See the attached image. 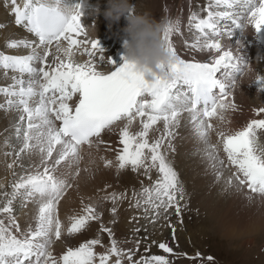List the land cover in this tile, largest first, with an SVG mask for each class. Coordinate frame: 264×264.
I'll return each instance as SVG.
<instances>
[{
    "label": "snow or ice",
    "instance_id": "1",
    "mask_svg": "<svg viewBox=\"0 0 264 264\" xmlns=\"http://www.w3.org/2000/svg\"><path fill=\"white\" fill-rule=\"evenodd\" d=\"M7 4L14 24L34 39L9 40L8 48L23 47L28 50L26 55L0 52L5 78L9 71L14 73L12 83L0 87L5 98L0 109L19 114L11 125L16 143L4 141V146L12 149L4 155L13 157L7 164L13 180L9 182L11 191L0 192V264H174L170 257L201 259L199 252L189 257L175 252L168 242L155 240L144 248L146 255L138 256L141 239H135L132 248L121 247L112 228L102 222L100 210L109 202L110 223L115 224L118 205L127 199L131 208L143 211L148 223L156 224L161 218L169 221L166 226L176 241V227L170 217L173 212L181 217L187 204L181 203L185 189L169 153L175 152L173 141L185 115L193 134L204 145V156L216 180L222 178L223 169L230 168L226 189H247L252 194L247 196L249 201L253 196L264 201V144L258 136L264 130V107L253 108L256 118L243 127L235 131L227 128V114L239 109L235 102L237 82L249 65L239 54L240 41L232 43L231 38L237 31L245 35L249 28L254 34L264 31V0H208L203 7L206 15L190 13L188 27L193 39L185 41L184 47L191 53H206L205 60L182 58L174 46L181 21L166 17L162 39L175 62L161 65L169 78L157 77L152 83L124 57V63L114 68L112 61L101 55L104 50L98 40L88 39L84 32L79 0L72 5L77 11L71 15L64 10V0H7ZM57 42L86 59L81 62L53 56ZM262 60L264 57L257 58ZM252 83L258 85V92L264 90V74L257 72ZM143 92L150 99L138 101ZM117 130L120 147L114 149L115 159L101 155L100 161L118 174L126 170L142 174L149 184L141 181L139 190L133 187L130 198L126 191L106 192L95 203H85L81 198L79 213L68 217L65 229L59 205L70 189L78 187L70 180L75 181L82 171L84 149L99 151L106 145L104 134ZM213 134L216 143L212 142ZM106 150L113 149L106 146ZM87 154L89 164L95 163L91 151ZM16 202L22 208L32 204L36 209L23 229L14 214ZM131 219L137 221L138 217ZM91 222H99L95 238L78 246L66 243L64 251L55 253L57 241L82 233ZM132 232L136 235L140 228ZM100 233H107L108 246L102 243ZM152 245L163 254H151ZM97 246L104 250L97 252Z\"/></svg>",
    "mask_w": 264,
    "mask_h": 264
},
{
    "label": "rangeland",
    "instance_id": "2",
    "mask_svg": "<svg viewBox=\"0 0 264 264\" xmlns=\"http://www.w3.org/2000/svg\"><path fill=\"white\" fill-rule=\"evenodd\" d=\"M95 1H98L102 5H106V0H88L89 8H91L92 6H96L94 5ZM132 1L139 10L146 11L144 9L145 7L148 10L154 9L151 15L157 21H162L164 19V16L162 17V14L165 11L164 8L167 7L166 6L167 0H149V1L148 0H132ZM174 1L182 5V6L178 5L177 6L178 8L182 7L181 10L173 14V17L175 16L176 18H179L181 21V31L179 34H177L174 37V44H175V47L178 53L183 56L186 55L190 58H192V56H195L196 58V55L198 54L199 57L196 58L198 60L207 58V54L191 53L188 50H186L184 47V44H185L184 39H186L188 42H190V39L191 41L193 39V37L191 36H190V39L188 37H185V36H188V33L191 32L188 27V11L190 13L192 11H195L197 13L198 11H200L199 14L201 16L206 15V13L203 12V7L204 5L207 4L208 0H174ZM160 2H162V4H160ZM64 3L66 6H70V2H64ZM98 6H99V9H101L100 5ZM97 18H98V15L95 17V25L97 22L96 20ZM88 20H90V23H92L93 17L90 16ZM9 22L10 21L8 22L3 21L4 24L2 27H0V30H2L3 27H5L6 25L8 26ZM106 26L108 25L105 24L104 27ZM124 27L125 25H119L115 28V31L117 30L122 31ZM23 30L26 32L25 29ZM191 33L193 35V32ZM28 34L31 35L30 33ZM25 36L27 37V34ZM178 36H180L183 39L181 43H176V39ZM232 38L234 39L242 38L244 40V35H241L238 31L235 35L232 36ZM23 39H28V38H23ZM4 42L5 41L3 39H0V46L3 45ZM23 49L26 51V53L24 54L26 55L28 53V50H26L25 48ZM233 50L235 51V49ZM238 50L241 53V57H244L246 55V53L244 54L246 48L240 47ZM12 55H21V54L16 53ZM78 56L80 55H77L76 57ZM242 59L246 63H249L250 61V64L252 65L254 71H256V69L254 68V65H255L254 63L257 61L253 62V60H256V59H254V56L251 51H250V55L245 56ZM261 67L264 69L263 66ZM3 75H4V71H2V68H0V77H2ZM8 75L12 76L14 75V73L9 71ZM242 91L246 93L251 92V91L247 92L246 88L245 90L244 88H242ZM235 92L237 93V95L235 96V101H236L238 97L240 96L241 92L236 89H235ZM250 94H253V93L251 92ZM0 98L5 99L2 94H0ZM2 103H4V100L0 102V104ZM0 111H1L0 119L2 120V122L0 123V127H2L4 124L7 123V119L9 118V115L11 113L18 114L15 111L5 112L2 109H0ZM238 115L243 117L244 115H250V114L248 112L242 111ZM2 133L3 131L0 132V145L4 146L5 135ZM109 136L112 137L113 135H109ZM258 136L260 139V143H262L263 141H262L261 131H259ZM107 137H106V141H107ZM7 139L11 143H14V144L16 143L15 138H14V130L12 131V134L7 136ZM112 140H115V138H113ZM212 142L215 143L216 141L213 140ZM112 143H109L108 147H110V145H114V146L119 145L117 144L116 141H112ZM99 155L106 156L108 159H112V160H114L115 158V153L111 152V150H106L105 148H100L99 151L95 150L94 155H92L91 157L95 160L94 166H92V168L89 169L87 172L83 171L82 169L80 173V174L88 175V179L87 177H81V179L83 178L82 180L84 182L80 180L82 181V183L81 182L79 183V186H81L80 191L82 194L78 193L75 190V187H73L72 189L68 191V193L66 194L67 196L65 195L66 198L64 197L60 203L59 213L62 212L64 216L66 217V219L73 214L79 213L80 208H81V204H80L81 198L84 199L85 203H95L100 196L105 195L106 192H112V191H116V192L126 191L128 197L130 198L133 187L136 188L132 179L118 180V173L116 172V170H112L111 172L109 171L110 168H105L103 166V163L99 159L100 157ZM84 160L82 161L83 163H84ZM2 163H4L2 166L4 168L3 173H7L8 171V168L6 167L7 165H5V162L3 161ZM85 166L87 167L89 166V164ZM174 167L176 171L178 172L180 181L184 185V189H185V198H184V201H182L181 203L187 204V208L183 210L181 217L177 218L174 212L170 217V222L176 227V241L175 242L172 241L171 229H169L166 226L169 221H165L163 218H161L156 224L148 223V221L143 219V211L137 210L135 208H131L129 206L130 201L127 199L118 205L119 212L117 211L118 215H116L115 217L116 223L115 224L110 223L113 217L111 213L109 212V208L112 205L109 202H105L100 209L102 212V216H103L102 222L105 224V226L112 228L113 233L115 234V239L121 242L120 246L123 248H132L134 247L133 241L135 239H141L142 242L140 245L138 256L146 255L147 253L144 252V248L147 245H150L153 240H155L158 243L161 241H166L174 249L175 252L187 253V256L189 257H194L197 252L200 253L201 259H198V260H191V259L186 258L185 256L170 257V259L173 260L174 264H264V225H259L256 222V219L258 217L260 216L264 217V208L263 206H260L262 202L256 199H254V201L253 200L249 201L248 199H245L242 196H238V195L233 197L232 199H225L219 196H212L210 198V201L208 202L209 209L211 207H215V201H216L219 205H221L222 209H225L226 207H228L229 210L226 211L227 214H224L222 216V220H220L219 222H216L214 218L209 220L210 212L203 208V203L201 201L202 199L197 198V196L194 194V191H192V189L189 188L194 184H192L191 181H188L190 183L189 184L186 178H183L182 173L179 172L181 171V169L179 170L177 166H174ZM80 168H82L81 165H80ZM99 168H102V170L104 169L103 171L105 172L107 171L110 174L113 173L114 176L112 177L114 178V181L107 182V181H103L100 177H98L95 180L94 184L91 187H88L89 189L87 188L86 190V187L84 185L91 184V180L94 179V175L96 176V174L97 175L99 174L96 172ZM227 169L229 168L223 169L222 172L226 173ZM126 171L128 172V174H133L136 177L138 175V174L131 172V170H126ZM139 175H140L139 177L142 180L147 179L142 174H139ZM152 176L154 179L155 172H153ZM10 178L11 177H9V179L7 180H3L5 183L2 185L3 187H0V192L11 191L10 188L7 189L8 187L7 182L8 180H10ZM140 181L141 180H139V182ZM70 182L72 183L74 182L73 184L76 185L75 181L70 180ZM2 183L3 182H1L0 185ZM106 185H110V187L106 188L105 187ZM139 188L140 186L137 187L136 189L139 190ZM91 189H93L94 191L86 192ZM0 203H2V201H0ZM29 205L30 204H28L26 208H22L19 202H16L14 205V214L16 215L17 220H23L22 222L24 226L21 225L22 229L23 227H26V225L30 222L32 218V217L31 218L25 217V215H27L26 212L30 210ZM31 206H32L31 209L35 212L36 211L35 206L32 204ZM213 212H217V211L213 210L212 213ZM121 213L123 216L121 215ZM133 216L138 217V220L132 221L131 218ZM180 221H182V223ZM135 227H139L140 232L137 233L136 235H133L132 229ZM145 228L147 229V231H145ZM96 230H99V222H91L90 226L85 231L78 234L80 237L77 235L75 238L68 239L69 244L72 243L73 246L75 245L78 246L79 243L84 241L83 239L95 238L98 233ZM84 233L85 235L83 236ZM145 236L148 237L147 241L143 240ZM100 238L101 240L103 239L102 241L108 240L107 233H100ZM70 240L72 241L71 243H70ZM108 244L109 242H106L104 245L108 246ZM57 246H59V244ZM97 249H99L100 251L104 250L103 248L101 249L99 246H97L96 250ZM150 252L151 254H163L161 250L155 245L151 246ZM208 257H212V259L208 260L207 259Z\"/></svg>",
    "mask_w": 264,
    "mask_h": 264
},
{
    "label": "bare ground",
    "instance_id": "3",
    "mask_svg": "<svg viewBox=\"0 0 264 264\" xmlns=\"http://www.w3.org/2000/svg\"><path fill=\"white\" fill-rule=\"evenodd\" d=\"M64 2H70V6H71L75 3H77L78 0H64ZM130 2L133 3L132 0H130ZM106 3H107V0H106ZM160 4H162V2H160ZM94 5H100V8H101L100 11L101 12L103 11V9L106 6V5L100 4L98 1H95ZM178 5H181V4L175 2L174 0H167L166 1L167 11H164V13L162 14V17L164 16V19L166 17H171L173 19H176L175 16L173 17V14L179 12L182 8V7L178 8L177 7ZM144 9L146 11H148L150 14H152L154 11V9L148 10L146 7ZM197 10H199V9H197ZM87 11H88V9H85L84 15H82V17H81L82 25H87L88 23H90V20H88L90 16L87 15ZM198 13H200V11H198ZM122 18L120 19L119 22L113 23L111 25V27H109L108 21L105 20V18L103 17L102 14H98V18L96 19L97 22H96L95 26H96V33L98 35V36L96 35V38L102 43H107V45L102 47V49L104 51L101 55L105 58H109L111 61H112V59L117 60V59H122V57H124V54L121 53L120 49L121 48L123 49V43H124V40L126 39V34L124 32H122L121 30L115 31V28L119 25H125L126 26V21H125V19H122ZM13 20H14V16L11 14L10 5L7 4V0H0V24L3 25L4 24L3 21H5V22L10 21L8 26L6 25L5 27H3L2 30H0V39H3L5 41L4 44L0 46L1 47L0 51L3 52V50H4L3 53H5L6 55H12V54H16V53H20L21 55H24L26 53V51L23 49V47L15 48V49L8 48L7 44L9 42V40L23 39V38L33 39L34 37L29 35L27 32H25L21 27L16 26L14 24ZM6 24H8V23H6ZM105 24L108 26L104 27ZM26 34H27V37L25 36ZM190 36L193 37L191 32L188 33V36H185V37H188L190 39ZM182 41H183V39L180 36H178L176 39V43H181ZM185 41H187V40L184 39V42ZM190 42H191V39H190ZM244 42L248 45L249 50L252 52V54L254 56H256L257 52H259V53H261L262 57H264V46H262V43L264 41L258 40L256 42L253 30L251 28L246 30V34L244 35ZM252 45H255V46H252ZM174 46H175V44H174ZM240 56H241V53H240ZM198 57L199 56L197 54L196 58H198ZM251 57H252V55H251ZM242 58H244V57H242ZM84 59H86V57H84V56L76 57L77 61L82 62ZM255 61H257V59L253 60V62H255ZM259 63H261V64H259ZM249 64H250V61H249ZM254 64H255L254 68L256 69V71L261 73V74H264V69L261 67V66L264 67V60H262L261 62L257 61ZM106 69L107 68H105V70ZM256 71H255V73L257 74ZM10 82H12L11 76L8 75V77L5 78V76L3 75L2 77H0V87H6L9 84H11ZM242 88H244V90L246 88L247 92L251 91L253 94H250L251 92L246 93V92L242 91ZM241 91L242 92H241L240 96L235 101L236 104L239 106L238 111L230 112L227 114V119L230 121V123L227 124V128L232 130V131H235L238 128L243 127L249 119L256 118L252 115L253 114L252 113L253 108L264 107V90H260L258 92V85L256 83H252V81H248L247 83H242ZM236 95H237V93L235 92V96ZM3 100H4L3 98H0V102H2ZM242 111L248 112L250 115H244L243 117H241L238 114H240ZM0 114H1V111H0ZM18 115L19 114L11 113L9 115V118L7 119V123L4 124L2 127H0V132L3 131L2 134L5 135L4 141L7 139V136L12 134V131L14 129L11 127V125L17 121ZM1 122H2V120L0 119V123ZM213 123H216V121H213ZM261 134H262V141H263L262 144H264V130H261ZM109 135H113V136L110 137ZM106 137H107V141L109 143H112V141H116L118 144V130H117V132L104 134L103 138L105 140H106ZM113 138H115V140H112ZM213 140H215V134L212 135V141ZM173 143L175 146V152L169 153V159L173 162V166H177L179 168V170L181 169V171H179V172L182 173L183 178H186L187 182L191 181L192 184L195 185V186L192 185L193 187L191 186L189 188H191L192 191H194V194L197 196V198L202 199V200L201 199L200 200L203 203V208L210 212V219L209 220L214 218L216 222H219L220 220H222V216L224 214H227L226 211L229 210L228 207H226L225 209H222L221 205H219L216 201H215V207H211L209 209L208 202L210 201V198L212 196H219V197H222L225 199H232L233 197L238 195V196H242L243 198L247 199V196L252 195L247 189H242L241 191H237L236 187L226 189V183L225 182L228 179V177L231 175L230 169H227L226 173L222 172V178L219 181L216 180L215 174L212 171L213 169L209 166V162L207 161V159L204 156V152H203L204 145L201 144L197 140L196 136L193 134L192 129H191V125L188 123V118L186 115L182 118L181 126L178 129V136L173 141ZM118 147H120V145H115V146L110 145V148L113 149V150H111V152L115 153L114 149H116ZM11 150L12 149L6 148L5 146L0 145V183L3 182L1 184V185H3L5 183L3 180H7V179H9V177H11L10 180H8V182H7L8 183L7 189L10 188L9 182L13 180V176H12V173L9 169H8L7 173H3L4 168L2 166L4 163H2V161L5 162V165H7L8 163L11 162L13 157H6L4 155V152L11 151ZM86 151L87 150H84V152H86ZM84 159H86V160H84V163L81 162V164H80L82 167L81 169H84V168L91 169L95 163L89 164L90 157L88 155H84ZM91 159H93V158H91ZM88 164H89V166L86 167L85 165H88ZM178 168H177V170H178ZM14 170L17 173L20 172L19 168H15ZM103 170H102V168H99L96 171L99 174L98 175L96 174V176L94 175V179L91 180V184L90 185H86V184L84 185L86 187V190L88 187H91L94 184L95 180L98 177H100L103 181H107V182L114 181V178L112 177V176H114L113 173L110 174L107 171L105 172ZM112 170H115V168L109 169V171H111V172H112ZM134 176L135 175H133V174H128L127 171H123L122 173L118 174V180L132 179L136 188L140 186L141 181H143V183L145 185L147 183H149L147 179L142 180L139 177L140 175H137V177L135 176V178H134ZM81 177H87V179H88V175L80 174L79 177L75 180L76 185L78 186V187H75V190L78 193H81V191H80L81 186H79V183L80 182L82 183V181H83L82 180L83 178L81 179ZM80 180H82V181H80ZM139 180H141V181L139 182ZM90 191H94V190L91 189V190H88L86 192H90ZM66 196H65V198H66ZM254 199L261 201L262 204L260 206H263V208H264V201H262L260 197L253 196L252 200L254 201ZM29 206H30V210L28 212H26L27 215H25V217H27V218L28 217L31 218L35 214V212L31 209V207H32L31 204ZM213 210H216L217 212L212 213ZM120 212H121V210H120ZM60 214H62L61 217L63 219H66V217L64 216V214L62 212H60ZM121 215H122V213H121ZM22 221L23 220H18V223L20 225L24 226ZM256 222L259 225H264V217H261V216L258 217L256 219ZM23 228H25V227H23ZM84 235H85V233L83 234V236ZM83 240H86V239H83ZM71 242L72 241L70 240V243ZM67 243H69L68 239H67ZM56 247H58V246L56 245ZM61 248L64 250L63 246ZM96 251L101 252L99 249H97Z\"/></svg>",
    "mask_w": 264,
    "mask_h": 264
},
{
    "label": "clouds",
    "instance_id": "4",
    "mask_svg": "<svg viewBox=\"0 0 264 264\" xmlns=\"http://www.w3.org/2000/svg\"><path fill=\"white\" fill-rule=\"evenodd\" d=\"M79 2V11L85 12V9H88L87 15L93 17V23L84 25V32L88 39H96L95 17L98 14L103 15L108 21L109 27L113 23L119 22L123 17L126 21V26L122 29L126 34L123 43L125 60L136 72L141 73L148 83L154 82L157 77L160 79L169 78V73L161 65L167 66L174 63L175 57L166 49L162 39L164 20L157 21L148 11L139 10L130 0H107L102 12L98 5L89 8L88 0H79ZM64 10L69 15L77 11L72 5L65 7ZM52 55L73 61L76 57L75 50H69L67 45L62 42H57L53 46ZM258 57H262L259 52L255 59ZM256 76L252 65H246L237 82L236 90L242 92L241 84L254 81Z\"/></svg>",
    "mask_w": 264,
    "mask_h": 264
}]
</instances>
